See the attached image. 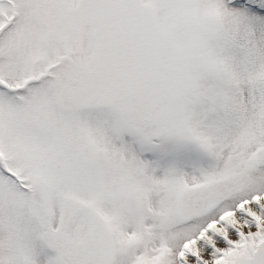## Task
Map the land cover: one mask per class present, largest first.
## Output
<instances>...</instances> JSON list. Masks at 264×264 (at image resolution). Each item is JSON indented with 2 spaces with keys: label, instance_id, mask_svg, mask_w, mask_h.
Instances as JSON below:
<instances>
[{
  "label": "snow or ice",
  "instance_id": "6c2138e0",
  "mask_svg": "<svg viewBox=\"0 0 264 264\" xmlns=\"http://www.w3.org/2000/svg\"><path fill=\"white\" fill-rule=\"evenodd\" d=\"M0 264H264V0H0Z\"/></svg>",
  "mask_w": 264,
  "mask_h": 264
}]
</instances>
